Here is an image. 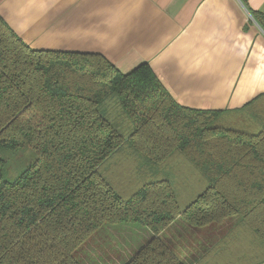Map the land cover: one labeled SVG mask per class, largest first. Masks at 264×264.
Instances as JSON below:
<instances>
[{
    "label": "trees",
    "instance_id": "trees-1",
    "mask_svg": "<svg viewBox=\"0 0 264 264\" xmlns=\"http://www.w3.org/2000/svg\"><path fill=\"white\" fill-rule=\"evenodd\" d=\"M263 103L264 93L235 109L184 106L148 63L123 72L99 52L33 48L0 13V264H96L77 249L125 224L139 234L119 264H206L201 237L200 249L183 234L206 226L230 237L245 225L264 250ZM232 111L258 130L224 125ZM26 144L35 160L7 179V153ZM177 151L206 178L183 207L167 164ZM117 155L144 178L127 197L107 170Z\"/></svg>",
    "mask_w": 264,
    "mask_h": 264
},
{
    "label": "crops",
    "instance_id": "crops-1",
    "mask_svg": "<svg viewBox=\"0 0 264 264\" xmlns=\"http://www.w3.org/2000/svg\"><path fill=\"white\" fill-rule=\"evenodd\" d=\"M255 12L264 14V0H0L31 47L99 52L123 72L148 63L180 104L216 110L264 93V24ZM226 239L215 255L211 245ZM201 240L206 264H264L237 244V232L206 226Z\"/></svg>",
    "mask_w": 264,
    "mask_h": 264
},
{
    "label": "rangeland",
    "instance_id": "rangeland-1",
    "mask_svg": "<svg viewBox=\"0 0 264 264\" xmlns=\"http://www.w3.org/2000/svg\"><path fill=\"white\" fill-rule=\"evenodd\" d=\"M264 104V103H263ZM231 121H226L224 125H230L237 130L255 132L259 128V124L252 120L248 115H237L234 111L230 113ZM9 158L5 177L7 179H14L27 165L32 163L36 158L35 150L31 145H23L17 151H10L7 153ZM125 155H117L112 161L107 164L110 178L112 179V185L116 190L122 193L125 197L131 195L137 190L143 183L139 173L135 170L134 162ZM167 164L171 167V172L174 175V188L177 193L178 200L183 207L186 203L191 201L198 193H200L205 185L206 178L202 173L194 166V164L180 152H175L168 158ZM182 219L176 221L175 227L178 230H183V227L187 228ZM238 228V227H237ZM190 230V228H187ZM241 231L239 234L241 240L237 242L245 248V252L249 251L250 248L253 252H257L256 256L259 255L264 258V250L259 248V239L255 236L250 229L243 225L239 227ZM227 228H225V231ZM237 232V230L235 231ZM139 230L135 226L121 225L116 227H110L108 232L104 231L97 234L95 237L91 236L90 239L85 241L78 249L77 254L90 258L94 263L97 264V259H102L109 264H119L121 259L118 260V249L122 252H130L137 245ZM146 234V233H143ZM186 237L193 239L194 243L200 244L201 241L195 242L194 236L197 234L201 237L202 233L190 232L189 235L183 233ZM233 234V233H232ZM148 235V234H147ZM141 238L144 237L140 235ZM181 251L187 249L186 247H180ZM179 248V249H180ZM236 250H238L236 248ZM240 252V251H239ZM124 254L121 255L123 257ZM105 257V258H103ZM120 257V258H121Z\"/></svg>",
    "mask_w": 264,
    "mask_h": 264
}]
</instances>
